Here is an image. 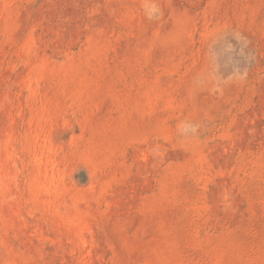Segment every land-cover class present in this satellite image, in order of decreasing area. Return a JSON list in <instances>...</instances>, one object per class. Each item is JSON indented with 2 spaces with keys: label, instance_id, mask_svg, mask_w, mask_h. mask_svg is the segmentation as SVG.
Instances as JSON below:
<instances>
[{
  "label": "rangeland",
  "instance_id": "374dc122",
  "mask_svg": "<svg viewBox=\"0 0 264 264\" xmlns=\"http://www.w3.org/2000/svg\"><path fill=\"white\" fill-rule=\"evenodd\" d=\"M0 264H264V0H0Z\"/></svg>",
  "mask_w": 264,
  "mask_h": 264
},
{
  "label": "clouds",
  "instance_id": "9594fccd",
  "mask_svg": "<svg viewBox=\"0 0 264 264\" xmlns=\"http://www.w3.org/2000/svg\"><path fill=\"white\" fill-rule=\"evenodd\" d=\"M194 130V129H193Z\"/></svg>",
  "mask_w": 264,
  "mask_h": 264
}]
</instances>
